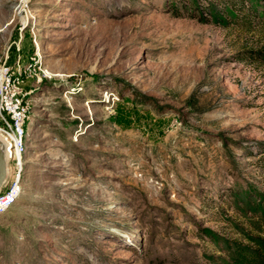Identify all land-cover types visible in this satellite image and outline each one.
<instances>
[{"label":"rangeland","instance_id":"obj_1","mask_svg":"<svg viewBox=\"0 0 264 264\" xmlns=\"http://www.w3.org/2000/svg\"><path fill=\"white\" fill-rule=\"evenodd\" d=\"M233 1H28L0 264H221L264 234V0L236 18ZM17 2L0 0V63Z\"/></svg>","mask_w":264,"mask_h":264},{"label":"built area","instance_id":"obj_2","mask_svg":"<svg viewBox=\"0 0 264 264\" xmlns=\"http://www.w3.org/2000/svg\"><path fill=\"white\" fill-rule=\"evenodd\" d=\"M28 1L18 0L13 9L19 34L18 40L12 43L15 45V61L7 63L6 54L0 63V141L6 160V176L0 188V214L10 209L22 193L26 130L31 112V98L25 80L33 73L30 65L21 63L20 44L26 30L32 36L33 47L37 48L29 18H25Z\"/></svg>","mask_w":264,"mask_h":264},{"label":"trees","instance_id":"obj_3","mask_svg":"<svg viewBox=\"0 0 264 264\" xmlns=\"http://www.w3.org/2000/svg\"><path fill=\"white\" fill-rule=\"evenodd\" d=\"M245 1L247 0L232 2L231 12L238 11L235 18L240 14V9H244ZM246 18L247 16L244 17ZM241 234L245 242H232L226 255L221 257V264H264V234L251 233L247 230H243Z\"/></svg>","mask_w":264,"mask_h":264},{"label":"water","instance_id":"obj_4","mask_svg":"<svg viewBox=\"0 0 264 264\" xmlns=\"http://www.w3.org/2000/svg\"><path fill=\"white\" fill-rule=\"evenodd\" d=\"M3 154V143L0 141V188L4 182L6 176V163Z\"/></svg>","mask_w":264,"mask_h":264},{"label":"bare ground","instance_id":"obj_5","mask_svg":"<svg viewBox=\"0 0 264 264\" xmlns=\"http://www.w3.org/2000/svg\"><path fill=\"white\" fill-rule=\"evenodd\" d=\"M46 73H47L48 75H50V74H51V72H50V71H46ZM52 75H57V74H52ZM5 163H6V161H5Z\"/></svg>","mask_w":264,"mask_h":264},{"label":"crops","instance_id":"obj_6","mask_svg":"<svg viewBox=\"0 0 264 264\" xmlns=\"http://www.w3.org/2000/svg\"><path fill=\"white\" fill-rule=\"evenodd\" d=\"M25 83H26V80H25Z\"/></svg>","mask_w":264,"mask_h":264}]
</instances>
